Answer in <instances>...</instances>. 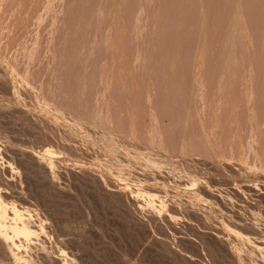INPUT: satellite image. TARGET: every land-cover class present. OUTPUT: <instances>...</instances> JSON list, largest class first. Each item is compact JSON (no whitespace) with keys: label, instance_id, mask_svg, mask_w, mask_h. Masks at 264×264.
<instances>
[{"label":"rangeland","instance_id":"374dc122","mask_svg":"<svg viewBox=\"0 0 264 264\" xmlns=\"http://www.w3.org/2000/svg\"><path fill=\"white\" fill-rule=\"evenodd\" d=\"M5 1L0 198L39 227L25 264H264V0Z\"/></svg>","mask_w":264,"mask_h":264},{"label":"bare ground","instance_id":"6f19581e","mask_svg":"<svg viewBox=\"0 0 264 264\" xmlns=\"http://www.w3.org/2000/svg\"><path fill=\"white\" fill-rule=\"evenodd\" d=\"M3 1H5V0H3ZM7 1V0H6ZM5 1V2H6ZM13 1V0H12ZM15 1V0H14ZM19 1V0H18ZM18 1H16V3L18 2ZM21 3L23 2V1H20ZM3 5H4V3L3 2H1ZM8 3H10V0H9V2ZM7 3V4H8ZM24 3V2H23ZM14 4V3H13ZM2 6V5H1ZM5 6V5H4ZM7 6V5H6ZM6 6H5V9H6ZM20 7V6H19ZM2 8H3V6H2ZM8 8H9V5H8ZM7 8V9H8ZM11 8H12V6H11ZM10 8V9H11ZM16 8V7H15ZM6 9V11H8ZM4 11L5 10H3V13H4ZM11 11V10H10ZM6 13V12H5ZM11 14H13V13H11ZM0 16H1V14H0ZM13 16V15H12ZM2 17V16H1ZM4 18V17H3ZM6 18H9V16L7 17L6 16ZM21 18V17H20ZM1 19V18H0ZM9 20V19H8ZM7 20V21H8ZM4 21V20H3ZM5 22H6V20H5ZM7 23V22H6ZM17 23V22H16ZM17 25V24H16ZM2 26V25H1ZM0 26V27H1ZM3 29V28H2ZM5 29V28H4ZM8 29V28H7ZM6 30V29H5ZM0 31H1V29H0ZM4 34V33H3ZM3 40V39H2ZM4 42V41H3ZM2 43V42H1ZM3 44V43H2ZM5 44V43H4ZM3 44V45H4ZM1 45V44H0ZM8 48V47H7ZM6 49V48H5ZM8 50V49H7ZM224 92V91H223ZM230 93V92H229ZM216 94H217V92H216ZM218 94H219V92H218ZM210 95H211V93H210ZM222 95V94H221ZM235 95V94H234ZM217 97H216V101L218 102L219 101V104H217L216 103V101L214 100V98L212 97V96H207L206 97V95H205V97H204V102L206 101V104H207V106H208V108H210V109H212L213 110V108H215V107H217V106H219L220 107V104H223V103H226L227 102V104H224V105H221L222 106V108L221 109H223V106H224V108L226 109V111H228L229 112V117L230 116H233V114H230V111L231 112H233L232 110V108L234 107L233 105V98L231 99V98H229L230 100L229 101H223V100H218V96L219 95H216ZM230 96V95H229ZM237 96V95H236ZM235 96V97H236ZM220 97V96H219ZM222 97V96H221ZM220 97V98H221ZM223 97H227V96H223ZM240 97V96H239ZM4 99V98H3ZM228 99V98H227ZM238 99V98H237ZM262 99V98H261ZM5 100V99H4ZM238 100H240V98L238 99ZM222 101V102H221ZM8 102V101H7ZM203 102V103H204ZM241 102V101H240ZM202 103V104H203ZM237 103H239V102H237ZM206 104L204 103L203 105V107H206ZM257 105V104H256ZM259 105V104H258ZM238 106H239V104H238ZM264 106V105H263ZM253 107V106H252ZM218 108V107H217ZM235 108H236V106H235ZM221 109H219L218 108V110H221ZM232 109V110H231ZM256 109H258V108H256ZM255 109V110H256ZM261 109V108H260ZM263 109V108H262ZM207 110V109H206ZM224 110V109H223ZM208 111V110H207ZM216 110L214 109V112H215ZM226 111L224 110V112H222V113H226ZM260 111V110H259ZM263 112V111H262ZM209 113H211V111L209 112ZM216 113V112H215ZM214 113V114H215ZM219 113V115H220V112H218ZM212 114V113H211ZM214 114H212V116H211V118H209V119H211L212 121H208L209 123L211 122H213V116L215 117V115ZM227 115V114H226ZM226 115H224V116H226ZM224 116H223V118H224ZM228 116H227V118H228ZM262 116V115H261ZM220 117V116H219ZM264 117V116H263ZM262 117V118H263ZM221 118V117H220ZM219 118V119H220ZM222 118V119H223ZM220 120V122L221 123H223L224 124V126L226 125H230L232 122V120L230 121L231 123H229V124H227L228 122H226V123H224V122H222L223 120ZM226 119V118H225ZM230 119H232V117L230 118ZM207 120H208V118H207ZM216 120H218V119H215V121H214V123H216ZM258 120V119H257ZM261 120V119H260ZM260 120H258V121H260ZM262 120H264V119H262ZM234 121V120H233ZM262 122V121H261ZM237 123V122H236ZM218 124V123H217ZM215 125V126H218V125ZM233 124V123H232ZM259 124H261L260 122H259ZM212 125H214V124H212ZM212 125H211V127H212ZM237 125V124H236ZM219 127H221V126H219ZM223 127V126H222ZM231 127V125L229 126V128ZM234 127V126H233ZM260 127V126H259ZM224 128V127H223ZM227 128V127H226ZM228 128V129H229ZM221 129V128H220ZM232 129V128H231ZM236 130V129H235ZM42 150V149H41ZM25 153V152H24ZM46 153H48V155L49 154H52L50 151H46ZM38 157V156H37ZM37 157H36V159H37ZM41 162L42 160L41 159H38V162ZM5 162V161H4ZM41 165V164H40ZM47 166V165H46ZM46 168V167H45ZM6 170V169H5ZM47 172H50L49 170H47ZM49 174V173H48ZM49 176H51V174H49ZM51 178V177H50ZM1 184V183H0ZM56 186V185H55ZM185 188V187H184ZM17 189V188H16ZM181 191H183V190H181ZM184 191L186 192V193H188L190 190L188 189V188H185L184 189ZM262 192H264V191H262ZM182 193V192H181ZM180 193V194H181ZM192 193V192H191ZM190 193V195L189 196H191L192 194ZM184 194V193H183ZM185 195V194H184ZM4 196V195H3ZM132 196V195H131ZM192 198V197H191ZM187 200V199H186ZM190 200H192V199H190ZM188 202V201H187ZM192 202H194V200H192ZM196 203H197V201H195ZM186 204H189V203H186ZM206 204V203H205ZM190 205V204H189ZM10 207V206H9ZM190 207V206H189ZM196 207V206H195ZM194 208V207H193ZM192 208V209H193ZM205 211V210H204ZM23 213H21L20 211H18L17 209H16V207H14V206H12V207H10V208H8L7 207V205L1 200V198H0V258H1V262H4V264H25V262L23 261V256H21V253H20V251H19V249H20V247L21 246H28V245H30L31 244V242H30V240H29V236H32V234H35V231L37 230V229H39V227L36 225V224H34L31 220H30V218L28 217H23ZM254 220V219H253ZM212 224V223H211ZM210 228V227H209ZM38 236V235H37ZM34 242V241H33ZM263 245V244H262ZM32 247V246H31ZM229 247H231V246H229ZM33 248V247H32ZM232 248V247H231ZM29 249V248H28ZM34 249V248H33ZM233 249V248H232ZM264 249V248H263ZM31 250V249H30ZM22 251V250H21ZM24 253V252H23ZM32 253V252H31ZM232 253V252H231ZM234 254H235V252H234ZM46 255V254H45ZM236 256H237V254H235ZM25 257V256H24ZM239 257V256H238ZM238 257H236V258H238ZM65 258V257H64ZM233 259H234V257H233ZM237 260V259H236ZM56 261H57V263L58 264H61L60 262H59V260H57L56 259ZM65 261V260H64ZM68 261V260H67Z\"/></svg>","mask_w":264,"mask_h":264}]
</instances>
